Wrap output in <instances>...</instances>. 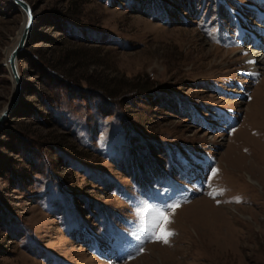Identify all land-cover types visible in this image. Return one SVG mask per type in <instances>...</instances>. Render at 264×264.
I'll use <instances>...</instances> for the list:
<instances>
[{
  "label": "rangeland",
  "instance_id": "374dc122",
  "mask_svg": "<svg viewBox=\"0 0 264 264\" xmlns=\"http://www.w3.org/2000/svg\"><path fill=\"white\" fill-rule=\"evenodd\" d=\"M25 1L0 264H264V0ZM24 22L0 0V117Z\"/></svg>",
  "mask_w": 264,
  "mask_h": 264
},
{
  "label": "water",
  "instance_id": "95a60500",
  "mask_svg": "<svg viewBox=\"0 0 264 264\" xmlns=\"http://www.w3.org/2000/svg\"><path fill=\"white\" fill-rule=\"evenodd\" d=\"M8 2L10 6H14L16 9L22 11L24 14L25 26L18 43L7 59V67L13 82L15 81V98L13 102L7 106V110L0 117V132L5 122L8 120L9 115L12 114L16 108L18 104V97L22 93L23 79L19 70L18 62L20 55L31 44V35L34 30V22L36 19L33 8L25 0H8Z\"/></svg>",
  "mask_w": 264,
  "mask_h": 264
},
{
  "label": "snow or ice",
  "instance_id": "6c2138e0",
  "mask_svg": "<svg viewBox=\"0 0 264 264\" xmlns=\"http://www.w3.org/2000/svg\"><path fill=\"white\" fill-rule=\"evenodd\" d=\"M30 19V17H29ZM179 205H172L170 211L174 212ZM171 223L169 215L165 211H158L155 215V232L153 233V239L157 242L167 244L173 233L168 231L167 225Z\"/></svg>",
  "mask_w": 264,
  "mask_h": 264
},
{
  "label": "bare ground",
  "instance_id": "6f19581e",
  "mask_svg": "<svg viewBox=\"0 0 264 264\" xmlns=\"http://www.w3.org/2000/svg\"><path fill=\"white\" fill-rule=\"evenodd\" d=\"M24 26H25V22H24V25H23V28L21 29V32H20V34H19V36H18V40H17V43H18V41H19V39H20V37H21V34H22V32H23V29H24ZM243 34V33H242ZM16 43V44H17ZM16 44H15V46H16ZM15 46L12 48V49H10L9 51H8V54H7V59H8V57H9V55L11 54V52L13 51V49L15 48ZM255 55L254 56H252L251 58H252V60L251 61H253L252 63H251V67L254 69V71H258V67L264 62V54H259L257 57V59L255 60ZM6 64H7V61H6ZM15 82V81H14ZM7 110V108L4 110V112ZM3 112V113H4Z\"/></svg>",
  "mask_w": 264,
  "mask_h": 264
}]
</instances>
